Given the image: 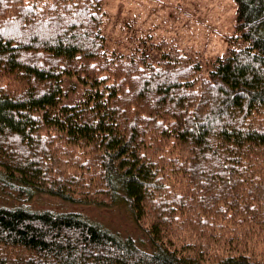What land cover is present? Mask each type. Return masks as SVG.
<instances>
[{
  "label": "trees",
  "instance_id": "obj_1",
  "mask_svg": "<svg viewBox=\"0 0 264 264\" xmlns=\"http://www.w3.org/2000/svg\"><path fill=\"white\" fill-rule=\"evenodd\" d=\"M103 1L0 0V187L124 200L155 250L0 206V264H264V0H236L238 45L207 72L174 45L109 55ZM63 74L85 101L59 104Z\"/></svg>",
  "mask_w": 264,
  "mask_h": 264
},
{
  "label": "rangeland",
  "instance_id": "obj_2",
  "mask_svg": "<svg viewBox=\"0 0 264 264\" xmlns=\"http://www.w3.org/2000/svg\"><path fill=\"white\" fill-rule=\"evenodd\" d=\"M103 6L101 32L109 55L144 53L157 63L162 59V52L174 45L199 55L202 71L207 72L215 67L217 56L228 47L238 45L234 38L236 0H104ZM61 84L59 104L83 102L92 88L75 74H63ZM123 202L118 200L111 205L83 203L46 191H38L29 199H20L0 187V206L76 212L121 236H130L140 247L154 251L155 245Z\"/></svg>",
  "mask_w": 264,
  "mask_h": 264
}]
</instances>
